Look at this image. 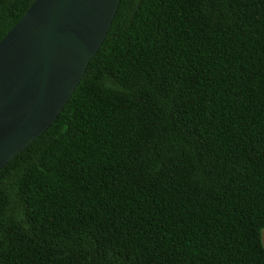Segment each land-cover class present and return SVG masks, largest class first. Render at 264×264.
I'll return each mask as SVG.
<instances>
[{
  "label": "trees",
  "instance_id": "obj_1",
  "mask_svg": "<svg viewBox=\"0 0 264 264\" xmlns=\"http://www.w3.org/2000/svg\"><path fill=\"white\" fill-rule=\"evenodd\" d=\"M263 227L264 0H119L0 169V264H264Z\"/></svg>",
  "mask_w": 264,
  "mask_h": 264
},
{
  "label": "water",
  "instance_id": "obj_2",
  "mask_svg": "<svg viewBox=\"0 0 264 264\" xmlns=\"http://www.w3.org/2000/svg\"><path fill=\"white\" fill-rule=\"evenodd\" d=\"M119 0H33L0 38V169L61 112Z\"/></svg>",
  "mask_w": 264,
  "mask_h": 264
},
{
  "label": "rangeland",
  "instance_id": "obj_3",
  "mask_svg": "<svg viewBox=\"0 0 264 264\" xmlns=\"http://www.w3.org/2000/svg\"><path fill=\"white\" fill-rule=\"evenodd\" d=\"M261 241L264 246V227L261 229Z\"/></svg>",
  "mask_w": 264,
  "mask_h": 264
}]
</instances>
